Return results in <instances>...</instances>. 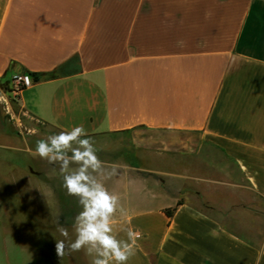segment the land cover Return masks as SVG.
Wrapping results in <instances>:
<instances>
[{"label":"crops","instance_id":"0c3cea01","mask_svg":"<svg viewBox=\"0 0 264 264\" xmlns=\"http://www.w3.org/2000/svg\"><path fill=\"white\" fill-rule=\"evenodd\" d=\"M25 73L38 80L18 106L43 124L195 133L222 157L210 175L191 154L161 170L135 157L104 182L120 196L113 233H140L128 264H264V0H0V79ZM55 188L38 189V210ZM53 221L19 229L16 257L90 264L84 251L57 255ZM73 221L60 225L74 241Z\"/></svg>","mask_w":264,"mask_h":264},{"label":"rangeland","instance_id":"374dc122","mask_svg":"<svg viewBox=\"0 0 264 264\" xmlns=\"http://www.w3.org/2000/svg\"><path fill=\"white\" fill-rule=\"evenodd\" d=\"M60 131L24 113L18 106L13 85L0 79V235L4 223L9 222L11 264L14 261L33 264L32 261L25 262V254L16 257L17 253L12 252L17 248L19 229L32 227L35 219L37 225L48 229L51 220L57 216L60 220L74 218L80 208L77 198L67 195L58 165H50L30 154L38 140ZM91 137L96 141L100 159L106 163L131 164V160L138 157L139 165L144 168L161 170L173 165L172 168L177 169L179 155L191 154L199 159L191 162L193 168L210 175L214 163L222 158L195 133L139 128L129 134ZM163 155L166 158H162ZM53 167L57 168L56 175L49 174ZM112 179L104 182L112 186ZM50 187H56L51 196L52 205L38 210L37 202H47L46 195L40 196L38 189ZM4 229L6 232L7 228Z\"/></svg>","mask_w":264,"mask_h":264},{"label":"clouds","instance_id":"9594fccd","mask_svg":"<svg viewBox=\"0 0 264 264\" xmlns=\"http://www.w3.org/2000/svg\"><path fill=\"white\" fill-rule=\"evenodd\" d=\"M98 151L94 138L83 126H76L38 140L30 154L50 165H58L67 195L76 197L81 208L72 225L74 241L68 239V229L60 225L59 216L54 219L60 235L65 238L56 239L57 255L62 258L84 251L90 264H128L136 255L140 233L126 229V239L113 233L111 221L120 206V196L110 192L104 183L117 176L126 165H109L100 159ZM49 174L56 175L57 168L53 167Z\"/></svg>","mask_w":264,"mask_h":264},{"label":"built area","instance_id":"2783aa9c","mask_svg":"<svg viewBox=\"0 0 264 264\" xmlns=\"http://www.w3.org/2000/svg\"><path fill=\"white\" fill-rule=\"evenodd\" d=\"M34 82L30 73L25 74H13L10 78V83L13 85V93L19 95V93L29 87Z\"/></svg>","mask_w":264,"mask_h":264},{"label":"trees","instance_id":"16d2710c","mask_svg":"<svg viewBox=\"0 0 264 264\" xmlns=\"http://www.w3.org/2000/svg\"><path fill=\"white\" fill-rule=\"evenodd\" d=\"M30 75L33 77L34 81L38 80V76H36L35 74L30 73Z\"/></svg>","mask_w":264,"mask_h":264}]
</instances>
